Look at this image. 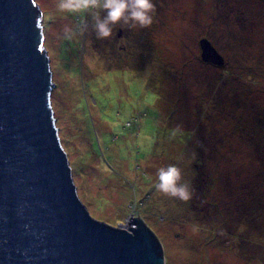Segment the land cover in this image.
I'll list each match as a JSON object with an SVG mask.
<instances>
[{"label": "rangeland", "instance_id": "374dc122", "mask_svg": "<svg viewBox=\"0 0 264 264\" xmlns=\"http://www.w3.org/2000/svg\"><path fill=\"white\" fill-rule=\"evenodd\" d=\"M35 1L46 21L56 12L54 0ZM153 4L150 27L117 25L104 41L61 38L83 16L43 19L52 108L78 197L112 226L140 217L165 264H264V0ZM202 38L223 67L202 61ZM169 165L190 183V201L153 187Z\"/></svg>", "mask_w": 264, "mask_h": 264}, {"label": "water", "instance_id": "95a60500", "mask_svg": "<svg viewBox=\"0 0 264 264\" xmlns=\"http://www.w3.org/2000/svg\"><path fill=\"white\" fill-rule=\"evenodd\" d=\"M35 0H0V264H165L139 217L93 218L78 197L52 108L55 88ZM204 63L224 66L207 39Z\"/></svg>", "mask_w": 264, "mask_h": 264}, {"label": "clouds", "instance_id": "9594fccd", "mask_svg": "<svg viewBox=\"0 0 264 264\" xmlns=\"http://www.w3.org/2000/svg\"><path fill=\"white\" fill-rule=\"evenodd\" d=\"M54 3L57 13L85 17L78 25L63 28L61 38L64 40L94 33L96 40L104 41L112 37L117 25L122 29L127 26L129 30L148 28L155 11L153 0H54ZM156 175L153 187L157 193L181 202L192 199L193 189L189 182L182 180L180 168L161 167Z\"/></svg>", "mask_w": 264, "mask_h": 264}, {"label": "trees", "instance_id": "16d2710c", "mask_svg": "<svg viewBox=\"0 0 264 264\" xmlns=\"http://www.w3.org/2000/svg\"><path fill=\"white\" fill-rule=\"evenodd\" d=\"M47 17H48V20H47V21L44 19V21L47 22V25H49V24H53V23L57 20V19H56V12H53L52 8H49V13H48ZM47 28H48V26H47ZM47 28H46V26H45V30H46ZM208 40H209V39H208ZM213 46H214V45H213ZM222 67H223V66H222ZM224 78H225V77H222V78L218 79L217 82H216V85H217V86H221V90H220V92H219L218 95H217V92L215 93V95H214L215 98H216V97H220V96L224 93V85H225L224 82H223V79H224ZM220 113H221V116L226 115V114L224 113V109H223V108L221 109ZM196 166H197V165H196ZM199 184H201V183H197V185H196V190H198L197 186H198Z\"/></svg>", "mask_w": 264, "mask_h": 264}]
</instances>
